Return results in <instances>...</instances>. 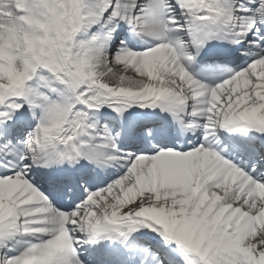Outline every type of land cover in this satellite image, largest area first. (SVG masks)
I'll list each match as a JSON object with an SVG mask.
<instances>
[{
    "label": "snow or ice",
    "instance_id": "1",
    "mask_svg": "<svg viewBox=\"0 0 264 264\" xmlns=\"http://www.w3.org/2000/svg\"><path fill=\"white\" fill-rule=\"evenodd\" d=\"M0 264H264V0H0Z\"/></svg>",
    "mask_w": 264,
    "mask_h": 264
}]
</instances>
